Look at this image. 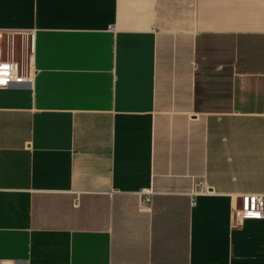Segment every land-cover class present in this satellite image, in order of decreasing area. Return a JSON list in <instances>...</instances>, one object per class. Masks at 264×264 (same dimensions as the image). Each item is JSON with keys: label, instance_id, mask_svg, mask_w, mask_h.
<instances>
[{"label": "crops", "instance_id": "obj_1", "mask_svg": "<svg viewBox=\"0 0 264 264\" xmlns=\"http://www.w3.org/2000/svg\"><path fill=\"white\" fill-rule=\"evenodd\" d=\"M0 30L34 36L0 89V264H264L234 214L264 194V0H0Z\"/></svg>", "mask_w": 264, "mask_h": 264}, {"label": "built area", "instance_id": "obj_2", "mask_svg": "<svg viewBox=\"0 0 264 264\" xmlns=\"http://www.w3.org/2000/svg\"><path fill=\"white\" fill-rule=\"evenodd\" d=\"M15 36H22V38L27 40L28 51L29 47L32 50L34 47V36L32 34L0 30V89L10 88L30 81L24 68V59L27 54L22 62L16 58ZM200 189V191L194 192L195 196L208 192V188L204 184H201ZM144 195H147V193L144 192ZM237 199L240 200L241 205L238 208H234L235 218L242 217L248 220L264 218V194H241L237 196Z\"/></svg>", "mask_w": 264, "mask_h": 264}, {"label": "trees", "instance_id": "obj_3", "mask_svg": "<svg viewBox=\"0 0 264 264\" xmlns=\"http://www.w3.org/2000/svg\"><path fill=\"white\" fill-rule=\"evenodd\" d=\"M261 37H257V36H240L239 37V39L241 40V41H245V40H249V42L251 41V40H255V41H257V40H259ZM241 44V43H240ZM242 46H244L243 47V49H242V53H244V56H245V59H246V61L247 62H249V56H248V45H246V44H242ZM246 53V54H245ZM252 56L254 57L253 59H255V60H257V61H259L260 59H261V56H262V53L261 52H259V47H258V44L256 43L254 46H253V51H252ZM247 66H245L244 65V67H243V69L245 70V71H247ZM256 71H258V69L256 70ZM263 73H264V70H263Z\"/></svg>", "mask_w": 264, "mask_h": 264}, {"label": "rangeland", "instance_id": "obj_4", "mask_svg": "<svg viewBox=\"0 0 264 264\" xmlns=\"http://www.w3.org/2000/svg\"><path fill=\"white\" fill-rule=\"evenodd\" d=\"M15 42V53L16 58L20 62L23 61L24 56L27 54V40L22 38V36H15L14 37Z\"/></svg>", "mask_w": 264, "mask_h": 264}]
</instances>
